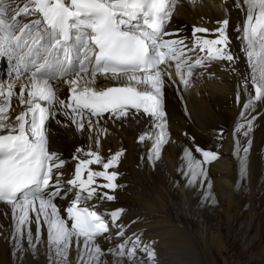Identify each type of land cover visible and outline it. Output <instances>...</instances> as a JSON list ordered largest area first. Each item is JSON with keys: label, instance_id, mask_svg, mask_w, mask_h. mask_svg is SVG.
Instances as JSON below:
<instances>
[{"label": "snow or ice", "instance_id": "1", "mask_svg": "<svg viewBox=\"0 0 264 264\" xmlns=\"http://www.w3.org/2000/svg\"><path fill=\"white\" fill-rule=\"evenodd\" d=\"M241 5L246 6V20L236 31L242 32L241 41L251 70L246 83H251L255 90V96H250L244 105L248 110L254 109V101L264 102V0H239L236 6ZM174 7V0H25L22 10L13 11L10 0H0V55L18 50L20 58L26 62L24 73L28 76V85L18 94L23 110L14 121L9 115L14 85L9 83L5 88L0 84V203L11 205L18 232L31 223L30 212H36L37 223L42 215L48 225L50 246L55 245L57 254L65 260L73 238L77 242L83 238L88 254L83 264H98L103 255L96 239L108 232V225L97 211L82 204L97 195L93 187L97 177L106 181L99 187L113 191L118 187V174L108 170L118 165L123 153L117 152L103 162L99 153L88 152L90 158L80 160L75 178L67 181L78 191L66 210L67 217L62 218L53 200L63 191L59 174L54 171L63 166V161L48 147L47 123L55 118L54 108L60 106L81 130L86 114L100 118L111 113L121 118L126 117L130 109L137 113L142 111L161 129L152 149L153 156L159 158L166 127L160 66L174 62L176 75L187 85L186 77L192 76L194 67L203 66V58L189 63L186 49L206 50L210 60L235 59L226 50L230 43L227 18L218 21L221 27L215 30L217 38L198 36L210 30L194 27L193 45L185 44L183 39H164L170 35L166 26ZM18 16L36 18L21 24ZM98 75L117 81L118 86L96 87ZM56 79L65 80L69 85L70 102L56 95L52 86ZM241 127L243 125H238L237 130ZM248 128L251 130V123ZM140 139L143 141L145 137ZM186 155L195 178V169L200 164L192 153ZM202 155L205 163L217 159L211 152ZM100 163L103 171L89 169V165ZM85 171L86 180L82 178ZM103 198L115 199L107 194ZM121 211L111 213L113 222L119 219ZM138 244L137 238L127 251L129 261L134 258ZM125 249L126 245L122 244L113 255L125 257ZM144 251L149 260H155L153 251L147 247Z\"/></svg>", "mask_w": 264, "mask_h": 264}, {"label": "bare ground", "instance_id": "2", "mask_svg": "<svg viewBox=\"0 0 264 264\" xmlns=\"http://www.w3.org/2000/svg\"><path fill=\"white\" fill-rule=\"evenodd\" d=\"M174 3L173 20L182 19L187 24H194L202 15L213 18L212 11L219 15L214 20L220 19L223 14L230 16V12L221 7L218 0H174ZM234 19L235 12H231L232 24ZM184 36L189 38L187 33ZM3 70H6V67ZM169 70L173 77L163 76L166 122L181 126L190 120L197 131L201 128L199 124L205 131L207 128L204 125H231L234 122L238 110L220 106V101L234 90L233 84L226 79L213 85L207 82L200 84L192 80L194 77L191 76L186 77L188 83L185 85L176 75L175 66L170 65ZM11 77L1 80L0 84L5 88L9 83L14 85L12 109L9 114L14 121L16 115L23 110L18 102V94L28 85V81L22 76ZM96 83L105 86L118 85L117 81L105 77L96 78ZM193 85L197 86L190 90ZM53 88L61 98L64 94L63 87L59 84L57 88ZM261 106L256 110L259 111ZM54 111L58 115L50 119L49 124H58L60 128H56L59 135L51 136V143L60 139L61 150L70 153L77 146L93 145L99 140L103 149L123 146L127 152L121 170L133 168L134 155L141 147L134 144V139L144 133V126L150 127L156 123L151 118L108 121L105 118L85 115L82 121L84 128L81 130L77 123L64 114L60 106L57 105ZM58 119L67 122L70 128L61 127L60 122L57 123ZM76 119L80 120L79 117ZM260 122L254 135L258 145L264 140V107L261 110ZM174 138L175 136H167L162 155L159 158H151L152 169L148 176L152 182L145 185L144 179L147 181L148 177L143 178L139 174L125 176L123 181L129 183V187L117 195L119 203L143 210L146 216L155 222L156 229L152 230L151 236L161 239L163 248L160 252L163 255L161 259L156 257L154 262L264 264V188L257 185L254 178V169H257L259 158L253 153L256 154L257 149H253L249 159L240 160L235 155H230V149L224 147L223 150L227 151L226 157L207 170L195 171L193 178L191 171L174 173V167L181 165L180 158L184 157L188 150L184 144L176 143ZM234 162L249 165L248 181L241 184L235 192L232 189ZM29 218L31 223L24 225L22 231L18 232L11 205L0 206V264H83L88 260L83 241L77 242L75 238L67 250L65 260L57 254L56 246L49 244L48 225L44 222V217L41 215L37 223L36 212L33 211L30 212ZM192 248L200 256H194ZM226 251L230 255L226 256ZM117 261L118 259L113 257L99 258L98 264H117Z\"/></svg>", "mask_w": 264, "mask_h": 264}, {"label": "rangeland", "instance_id": "3", "mask_svg": "<svg viewBox=\"0 0 264 264\" xmlns=\"http://www.w3.org/2000/svg\"><path fill=\"white\" fill-rule=\"evenodd\" d=\"M175 1H176V0H175ZM207 83H208L209 85H213V84L217 83V81H216V82H213V83H211V82H207ZM196 86H197V85H193V87H191L190 90H194V88H195ZM199 96H200V94L198 95V97H199ZM188 238H189V240H190V237H188ZM192 251L195 252V253H194V256H195L196 254H197L196 257H197V256H200V254H199L197 251H195V249L192 248ZM225 255L228 256V255H230V254H229L228 251H226V252H225ZM255 258H256V257H255ZM107 262H108V261H107ZM154 264H156V263H154ZM200 264H202V262H201ZM238 264H240V263H238Z\"/></svg>", "mask_w": 264, "mask_h": 264}]
</instances>
